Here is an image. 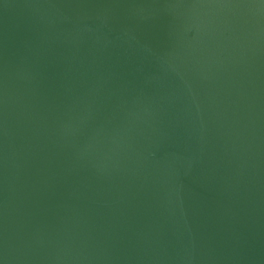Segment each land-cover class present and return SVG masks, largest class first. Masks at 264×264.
<instances>
[{"label": "water", "instance_id": "95a60500", "mask_svg": "<svg viewBox=\"0 0 264 264\" xmlns=\"http://www.w3.org/2000/svg\"><path fill=\"white\" fill-rule=\"evenodd\" d=\"M0 264H264V0H0Z\"/></svg>", "mask_w": 264, "mask_h": 264}]
</instances>
